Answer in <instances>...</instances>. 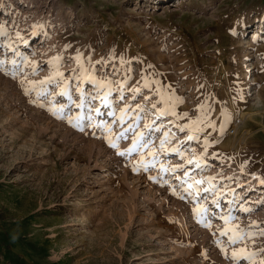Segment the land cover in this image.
Instances as JSON below:
<instances>
[{
	"label": "rangeland",
	"instance_id": "rangeland-1",
	"mask_svg": "<svg viewBox=\"0 0 264 264\" xmlns=\"http://www.w3.org/2000/svg\"><path fill=\"white\" fill-rule=\"evenodd\" d=\"M0 61V264H264V0H0Z\"/></svg>",
	"mask_w": 264,
	"mask_h": 264
},
{
	"label": "snow or ice",
	"instance_id": "snow-or-ice-1",
	"mask_svg": "<svg viewBox=\"0 0 264 264\" xmlns=\"http://www.w3.org/2000/svg\"><path fill=\"white\" fill-rule=\"evenodd\" d=\"M238 23H240V21H238ZM60 58L57 57V60H59ZM76 61L78 64H80L81 68H83V65L81 64V55L79 53H77V56L75 57ZM121 59V62L123 63L124 60H123V57L120 58ZM99 63V62H98ZM2 64H3V61H0V67H2ZM13 64H15V61H13ZM58 66V65H57ZM149 67H151L149 65ZM35 71V69L33 70ZM87 71V70H85ZM129 71H131V69H129ZM8 74V73H6ZM14 73H13V77H14ZM105 79H107V76L105 74ZM58 80L59 82H62L63 81V73H60V72H56L55 76L54 77H50L48 78L47 80L45 81H42L40 85H31V89H36L38 87H42L43 85L45 84H57L58 83ZM89 82H92V83H95L97 88H101V87H104L103 84H101L100 81H96L94 79H91ZM145 87H149V83L146 81L145 82ZM30 89L26 88L25 89V94H28ZM136 92H139L140 90L139 89H136L135 90ZM111 93V89L109 88L107 91H105L104 93V96H103V101H104V104L105 106L107 107L108 106V96L110 95ZM67 94L66 90L65 92H62L61 95H65ZM85 99H87L89 102H91V100L95 99V97H92V96H87L85 97V93L83 92V90H81V103L78 105V107H84V103H85ZM121 99H123V96H121ZM179 102H182L179 98H177V103ZM153 108L156 107V105H153L152 106ZM174 107V106H173ZM125 112L127 111V109L124 110ZM141 111H143V109H141ZM97 112L99 113V110H97ZM109 115H114L113 113H108ZM169 114V112L166 110V111H161L159 113V115L163 116V115H167ZM172 114L174 115L175 113L172 112ZM184 116H187V114H183ZM79 119V118H78ZM138 119V117H137ZM71 123V121H69ZM121 124L124 123V120H123V117L120 118V121H119ZM202 121L201 120H197L196 122L193 123L192 127H195L196 124H199L201 123ZM107 127V126H105ZM145 128L148 129L147 132H135L134 130V124H129L127 128L124 129V131H122L119 136L117 137V139H122V138H125L126 137V134L128 132H134V139L132 141V146L126 150V152H118V155H121V156H124L126 154H131L133 152H136L138 149H144V148H149L151 142H152V132L153 131H157L158 128H153V125L149 124V125H145ZM185 129L182 127L180 129V131H184ZM110 131V129H109ZM169 133L168 132H165L164 133V139L161 140L160 142V151L162 152L164 150V144L167 142L168 138H169ZM194 137L193 136H189V140L193 139ZM110 143V146L113 147V148H116L117 147V144L114 142V141H109ZM207 147V144L205 145ZM173 151L175 152H179L180 150L179 149H173ZM150 156H152V161H149V162H144L143 160L141 161V167L144 169V170H148V168L150 166H153L156 162V156H157V153L155 151H152L149 153ZM189 164H192L193 163V160H188L187 161ZM197 168H200L201 165L199 163V159L196 160V165H195ZM134 170H137V168L134 166ZM164 171H168V169H162ZM176 169H172V171H175ZM184 176L185 177H189V172L186 170L184 172ZM194 179V178H193ZM180 183L183 185L185 183H187L186 180H181ZM203 183V181L201 180H195L194 179V184L195 185H199ZM194 184H188L187 188H185V191L188 192L189 195H192L193 193L190 191L191 189H193L194 187ZM204 191H209V189H205ZM196 195H199V190L197 189L196 190ZM181 199H183V197H181ZM245 212H248V211H251V209H243ZM225 223L227 224L228 223V219H225ZM227 231L229 230H226L225 232H222L221 235H226L227 234ZM233 232V235L230 237L229 239V243L230 244H236L240 241H242L243 239L245 238H251V233L250 232H240L238 229L236 230H231ZM259 235L261 236H264V230H261L259 232ZM217 244H219L220 242L217 241L216 242ZM222 251H224V249L222 248L221 249ZM244 250L241 249L240 250V253H237V252H233L232 253V258L234 260H237L239 261V259L243 258V259H251V256L252 255H255V253L251 254V255H248V256H242Z\"/></svg>",
	"mask_w": 264,
	"mask_h": 264
},
{
	"label": "built area",
	"instance_id": "built-area-1",
	"mask_svg": "<svg viewBox=\"0 0 264 264\" xmlns=\"http://www.w3.org/2000/svg\"><path fill=\"white\" fill-rule=\"evenodd\" d=\"M241 125V120H236V122L232 126V130H230L229 135H233L238 130L239 126Z\"/></svg>",
	"mask_w": 264,
	"mask_h": 264
},
{
	"label": "bare ground",
	"instance_id": "bare-ground-1",
	"mask_svg": "<svg viewBox=\"0 0 264 264\" xmlns=\"http://www.w3.org/2000/svg\"><path fill=\"white\" fill-rule=\"evenodd\" d=\"M167 0H160L161 3H165ZM248 2V1H247ZM233 113V112H232ZM242 114V113H241ZM246 113H243L241 117L245 116ZM241 119V118H240Z\"/></svg>",
	"mask_w": 264,
	"mask_h": 264
}]
</instances>
